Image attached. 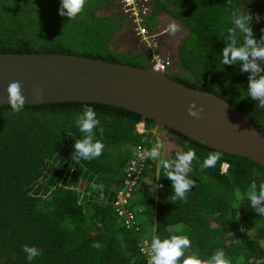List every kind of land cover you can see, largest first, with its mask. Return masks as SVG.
I'll return each instance as SVG.
<instances>
[{"label": "trees", "instance_id": "trees-1", "mask_svg": "<svg viewBox=\"0 0 264 264\" xmlns=\"http://www.w3.org/2000/svg\"><path fill=\"white\" fill-rule=\"evenodd\" d=\"M230 2L231 6L229 0H151L148 10L140 12L141 26L150 40L162 15L184 26L177 54L179 66L191 76L172 77L224 97L264 134V109L245 98L248 73L239 65L220 63L233 8L261 15L252 25L259 39L264 0ZM60 6L61 0H0V51L71 52L148 65L146 48L116 46L120 29H130L126 40L137 35L118 0H87L74 19L61 16ZM85 104L96 110L104 126L103 137L96 129V138L105 147L100 157L76 164L71 159L74 141L83 134L74 121ZM139 121L143 131L135 128ZM154 125L149 117L107 103H26L19 113H13L8 103L0 104V264H147L142 240L150 245L153 236L172 235L190 238L185 256L207 261L223 250L230 264H264V216L248 200L251 183L264 181V167L219 150L222 155L215 166L202 169L205 157L218 149L166 126L152 133ZM157 139L164 142L162 157L169 160L177 150L186 151V145L196 150L199 160L193 161L189 174L196 184L187 193V202H171V180L158 160L145 159L126 204L132 215L117 214L114 189L132 150L139 145L148 151ZM93 182L104 186L102 194L91 187ZM94 241L103 247L93 248ZM24 244L42 248L43 254L29 262Z\"/></svg>", "mask_w": 264, "mask_h": 264}, {"label": "water", "instance_id": "water-1", "mask_svg": "<svg viewBox=\"0 0 264 264\" xmlns=\"http://www.w3.org/2000/svg\"><path fill=\"white\" fill-rule=\"evenodd\" d=\"M12 81L23 84L27 104L75 100L121 106L151 118L156 127L175 129L264 167V134L248 115L213 91L175 79L168 70L81 53L0 51V104L8 103ZM193 100L198 108L203 105L199 119L188 113Z\"/></svg>", "mask_w": 264, "mask_h": 264}, {"label": "clouds", "instance_id": "clouds-1", "mask_svg": "<svg viewBox=\"0 0 264 264\" xmlns=\"http://www.w3.org/2000/svg\"><path fill=\"white\" fill-rule=\"evenodd\" d=\"M86 3L87 0H61L59 14L61 16H67L68 19H74L84 11ZM229 6H231L230 0ZM261 18L259 13L253 15L250 10L246 11L241 8H233L231 11L232 27L228 29L224 39L225 46L220 54L222 57L220 63L223 66L239 65L241 72L248 73L247 96L245 98H251L257 102V108L264 109V28L261 29V36L257 39L252 26L253 20L259 23ZM167 30L171 34H175L180 31V24L173 21L168 25ZM34 92L39 95L38 87L34 88ZM7 93L8 104L12 112L19 113L23 111L26 105L23 84L20 81L10 82L7 87ZM202 111L203 105L198 108L195 100L189 104L188 113L190 116L199 119L201 118ZM74 122L78 130L83 134V137L74 141V151L71 156L72 161L79 164L81 160L91 161L100 157L105 145L101 139L96 138V129L99 130L101 137H103L105 129L101 121L97 118L96 110L88 104H85L80 114L75 117ZM153 127L156 128L155 125ZM164 148V142L157 139L152 144L150 150L139 154L140 159L158 160V167L162 168L164 176L171 180L173 190L171 202L174 204L177 200L187 202V193L196 184V181L189 176L193 171V161L199 160L196 155V150L186 145V151L177 150L174 159L169 160L162 157V149ZM221 155L222 152L219 150L210 152L200 164V167L202 169L214 167ZM119 185L114 189V198ZM91 187L99 190L101 194L103 193L104 186L102 184L93 182ZM159 187L163 186L159 185ZM250 188L251 191L248 194L250 207L259 216H264V181L259 184L253 181ZM103 198L102 195L98 197L99 200ZM128 208L132 212V209L130 207ZM92 247L100 249L103 245L98 241H94ZM189 247H191V240L184 235H172L170 238L164 239H161L159 236H153L149 245L147 264H230L223 250L216 251L207 261H203L198 255L185 256V250ZM23 252L26 254L29 262L43 254L42 248L34 244H24ZM146 257L144 258L146 259Z\"/></svg>", "mask_w": 264, "mask_h": 264}, {"label": "rangeland", "instance_id": "rangeland-1", "mask_svg": "<svg viewBox=\"0 0 264 264\" xmlns=\"http://www.w3.org/2000/svg\"><path fill=\"white\" fill-rule=\"evenodd\" d=\"M146 5H147V7H146L145 11L148 10V8L150 6L149 3H147ZM172 22L173 21L171 19H169L168 16H166V15L160 16L158 19V24H157L156 28L155 29H154V27L152 28L154 31L155 30H157V31L154 33L152 39L150 40V37L147 34H143L140 31L142 29H139V27L141 26L140 23H142V22L140 21V18H137L136 22H134L135 23L134 29L136 30L137 35H133L130 37V39L126 40V39H124L125 37L128 38L126 35V32H127V30H130V29H128V28L120 29L119 35H118V38L120 40H119V42L116 43V46L121 47L122 46L121 44L124 43L127 48L140 49L141 47H144L147 49V53H148V50L150 48V52L154 51V53L166 56L169 59V61H170L169 65L170 66H169L168 72L170 75L177 74V75L184 76L185 78H189L191 76V74L187 71H184V68L179 66V63L177 61V59H178L177 58L178 57V55H177L178 43L180 42L183 34L185 33V28L179 22H177L180 24V31H178L175 34H171L167 30V28H168V25ZM133 39H134V41H136V44L133 42ZM120 61H125V60H120ZM149 61L150 60H148V64L150 63ZM135 128L139 131L143 130L142 121H139L138 123H136ZM150 130L152 131V133L156 132L155 127H151ZM70 186L74 187L72 184ZM76 186H78L77 183H76ZM141 243H142L141 248H142V251L144 252V257L147 256L146 258H148L149 245L147 244L145 239H143Z\"/></svg>", "mask_w": 264, "mask_h": 264}, {"label": "built area", "instance_id": "built-area-1", "mask_svg": "<svg viewBox=\"0 0 264 264\" xmlns=\"http://www.w3.org/2000/svg\"><path fill=\"white\" fill-rule=\"evenodd\" d=\"M150 2L151 0H118V5L121 11L129 18L130 22L134 23L136 22L137 18H140V12L145 11L147 7L146 4H150ZM141 24L142 23H140V25ZM139 29H142L140 31L143 34H146L142 26H140ZM147 59L150 60V63L147 66L151 68L163 71H167L169 69V59L166 56L154 53V51L150 52V48L147 53ZM144 151L146 150L139 145H137L133 150V155L127 160L126 171L122 177L120 185L117 187L115 198L113 199L115 211L117 214L123 215L125 217H130L132 215L131 210L126 204L129 200V197L131 196L132 191L137 185L142 161L139 154ZM221 165V169L224 171L226 164L222 163ZM159 185L160 183L156 184L157 187ZM146 261H148V258H146Z\"/></svg>", "mask_w": 264, "mask_h": 264}, {"label": "flooded vegetation", "instance_id": "flooded-vegetation-1", "mask_svg": "<svg viewBox=\"0 0 264 264\" xmlns=\"http://www.w3.org/2000/svg\"><path fill=\"white\" fill-rule=\"evenodd\" d=\"M133 42L136 44V41H134V39H133ZM144 49V47H141L140 49H134V50H136V51H141V50H143ZM177 52H178V49H177ZM178 55V54H177ZM145 57H146V55H145ZM145 57H144V59L142 58V59H140L141 61H145L146 59H145ZM177 61H178V59H177ZM179 63V62H178ZM184 71H187V72H189L187 69H185L184 68Z\"/></svg>", "mask_w": 264, "mask_h": 264}]
</instances>
